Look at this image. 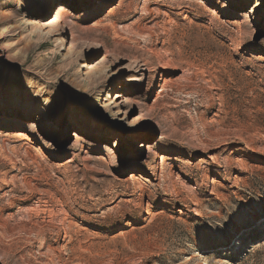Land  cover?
<instances>
[{"label":"rangeland","instance_id":"obj_1","mask_svg":"<svg viewBox=\"0 0 264 264\" xmlns=\"http://www.w3.org/2000/svg\"><path fill=\"white\" fill-rule=\"evenodd\" d=\"M0 264H264V0H0Z\"/></svg>","mask_w":264,"mask_h":264},{"label":"bare ground","instance_id":"obj_2","mask_svg":"<svg viewBox=\"0 0 264 264\" xmlns=\"http://www.w3.org/2000/svg\"><path fill=\"white\" fill-rule=\"evenodd\" d=\"M26 23H24V25L25 26H30V25H32L31 23H30V20H27V21H25ZM60 22V19L58 18V17H56L49 25H56V24H58ZM48 25V26H49ZM37 31H39V30H37ZM59 41V40H58ZM11 102H13V100H11ZM18 102H16V103H12V104H17ZM75 111V109L74 108H69L66 112H74ZM75 117H76V114L75 113H72V114H70V116L68 117V120H67V123L69 124V125H71V124H73V122H74V119H75Z\"/></svg>","mask_w":264,"mask_h":264}]
</instances>
